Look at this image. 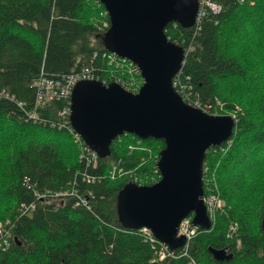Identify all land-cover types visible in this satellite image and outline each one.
Instances as JSON below:
<instances>
[{
	"label": "trees",
	"instance_id": "obj_1",
	"mask_svg": "<svg viewBox=\"0 0 264 264\" xmlns=\"http://www.w3.org/2000/svg\"><path fill=\"white\" fill-rule=\"evenodd\" d=\"M215 1L218 12L206 11L191 27L168 22L163 31L184 50L172 78L181 99L233 117L229 137L202 160V191L224 206L207 229L196 227L173 256L156 260L139 229L118 223L115 203L126 182L159 178L162 139L123 133L92 165L60 113L69 97L35 105V80L83 67L103 83L132 77V92L141 84L134 65L118 69L103 56L104 7L0 0V129L8 124L0 133V264H264V0ZM208 247L225 249L228 259H213Z\"/></svg>",
	"mask_w": 264,
	"mask_h": 264
},
{
	"label": "water",
	"instance_id": "obj_2",
	"mask_svg": "<svg viewBox=\"0 0 264 264\" xmlns=\"http://www.w3.org/2000/svg\"><path fill=\"white\" fill-rule=\"evenodd\" d=\"M105 9L108 26L103 48L133 63L142 79L135 92L111 81H76L69 94L68 123L97 157L109 153L111 141L130 133L139 139H162L156 167L159 178L150 184L126 182L116 194L115 212L123 228H147L170 249L184 243L177 236L179 221L210 225L202 202V160L205 150L225 141L233 117L209 114L184 102L172 84L184 50L164 34L175 22L194 25L197 0H96ZM259 229L264 234V195ZM215 260H226L225 249L207 248Z\"/></svg>",
	"mask_w": 264,
	"mask_h": 264
},
{
	"label": "built area",
	"instance_id": "obj_3",
	"mask_svg": "<svg viewBox=\"0 0 264 264\" xmlns=\"http://www.w3.org/2000/svg\"><path fill=\"white\" fill-rule=\"evenodd\" d=\"M219 9H220V6L215 0H197V12H196V18H195L194 24L199 20V18L206 11H211L212 13H216L219 11ZM107 26L108 24L105 21L101 23V27L106 28ZM103 56H105V60H107L108 65L113 64L114 67L118 69L122 67L125 61H127L130 65H134L128 59L123 58V57H118L111 52H107V54H103ZM135 68L137 67L135 66ZM96 77H97L96 74H93L89 68L83 67L79 71L66 75L60 79L35 80L33 82V85L36 88L35 105L38 106L43 101H50L53 99L69 97L72 85L76 81L85 80V79H95L96 80ZM113 82L119 84L125 90L134 89L136 85L132 77L129 78V81H125V80H122L118 76L114 78ZM190 105L196 106L194 104H190ZM68 112H69V107L64 108L60 112L62 115L67 116V122H68ZM30 117H36V112L32 111V113L30 114ZM73 133H74L75 140L80 138L77 133H75L74 131ZM83 145L84 146L82 149H84L86 153H89L90 162L92 163V165H94L95 157L97 156L90 149H88L84 143ZM204 177H205L204 181H206L205 183H207L208 182L207 176L204 175ZM202 180H203V176H202ZM56 194H60V193H56ZM201 199L204 204L205 212H206L208 219L212 218L214 214L218 212L219 210H221L222 207L224 206V201L220 197H218L216 194H214L213 192L202 193ZM79 201L81 204H84L83 199H79ZM30 206L32 207V204H29V207ZM190 219H191L190 215L182 218L179 221L178 226H177L176 235L177 236L180 235L184 238V243L182 245H184L185 242L189 240L190 237H192L196 231L197 226L193 225ZM229 229H233V227L230 226ZM139 230L144 235V240H146L149 243L150 248L153 250L154 259L163 260L166 257L173 256L172 254L173 249H170L166 244L155 239L147 228L142 227V228H139ZM190 264H194L192 260L190 261Z\"/></svg>",
	"mask_w": 264,
	"mask_h": 264
},
{
	"label": "rangeland",
	"instance_id": "obj_4",
	"mask_svg": "<svg viewBox=\"0 0 264 264\" xmlns=\"http://www.w3.org/2000/svg\"><path fill=\"white\" fill-rule=\"evenodd\" d=\"M0 133L6 135L8 133V124H3L0 129Z\"/></svg>",
	"mask_w": 264,
	"mask_h": 264
}]
</instances>
